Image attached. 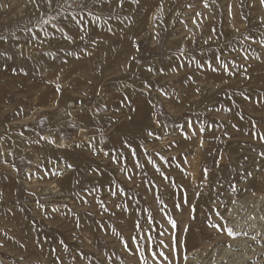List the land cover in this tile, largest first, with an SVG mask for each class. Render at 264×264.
I'll return each mask as SVG.
<instances>
[{"label": "rangeland", "instance_id": "1", "mask_svg": "<svg viewBox=\"0 0 264 264\" xmlns=\"http://www.w3.org/2000/svg\"><path fill=\"white\" fill-rule=\"evenodd\" d=\"M261 137V0H0V264H264Z\"/></svg>", "mask_w": 264, "mask_h": 264}, {"label": "bare ground", "instance_id": "2", "mask_svg": "<svg viewBox=\"0 0 264 264\" xmlns=\"http://www.w3.org/2000/svg\"><path fill=\"white\" fill-rule=\"evenodd\" d=\"M76 142L77 141H79V142H82V141H84V140H87L86 139V129L84 128V127H80L78 130H77V132H76V134H75V136H74V138H73ZM68 143V141L67 140H61L60 142H59V145H63V144H67ZM214 152V151H213ZM242 220V219H241ZM240 222V221H239ZM237 229V228H236ZM252 229V228H251ZM254 230V229H253ZM258 233V232H257ZM255 234H256V232H255ZM260 234V233H259ZM261 237V236H260ZM263 238V237H262ZM260 239V238H259ZM237 245V244H236ZM254 251V250H253ZM262 252V251H261ZM253 255V254H252ZM258 262V261H257Z\"/></svg>", "mask_w": 264, "mask_h": 264}, {"label": "snow or ice", "instance_id": "3", "mask_svg": "<svg viewBox=\"0 0 264 264\" xmlns=\"http://www.w3.org/2000/svg\"><path fill=\"white\" fill-rule=\"evenodd\" d=\"M261 3H264V0H261ZM261 139L262 140H264V137H261ZM69 167H71V165H69ZM175 222H173V224H174ZM228 231V234L229 235H232V230L231 229H228L227 230ZM161 255H163L162 253H161ZM153 258H155V254H154V257ZM145 264H146V262H145Z\"/></svg>", "mask_w": 264, "mask_h": 264}]
</instances>
